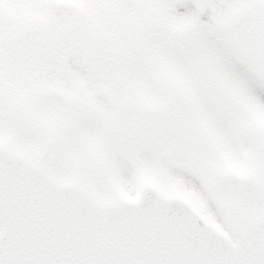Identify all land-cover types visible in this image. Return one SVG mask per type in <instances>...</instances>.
<instances>
[{
	"label": "snow or ice",
	"instance_id": "1",
	"mask_svg": "<svg viewBox=\"0 0 264 264\" xmlns=\"http://www.w3.org/2000/svg\"><path fill=\"white\" fill-rule=\"evenodd\" d=\"M0 264H264V0H0Z\"/></svg>",
	"mask_w": 264,
	"mask_h": 264
}]
</instances>
